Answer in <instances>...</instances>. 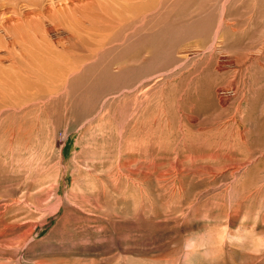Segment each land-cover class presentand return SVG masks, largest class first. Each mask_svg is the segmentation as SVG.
Masks as SVG:
<instances>
[{
    "label": "rangeland",
    "instance_id": "374dc122",
    "mask_svg": "<svg viewBox=\"0 0 264 264\" xmlns=\"http://www.w3.org/2000/svg\"><path fill=\"white\" fill-rule=\"evenodd\" d=\"M167 15L169 51L0 119V264H264V0H173ZM195 38L233 67L215 70L218 51L162 75Z\"/></svg>",
    "mask_w": 264,
    "mask_h": 264
},
{
    "label": "bare ground",
    "instance_id": "6f19581e",
    "mask_svg": "<svg viewBox=\"0 0 264 264\" xmlns=\"http://www.w3.org/2000/svg\"><path fill=\"white\" fill-rule=\"evenodd\" d=\"M171 2L173 0H0V119L8 116L19 119L26 116L27 119L28 114L32 116L46 111L58 100L68 99L70 94H86L87 76L104 75L110 71L115 78L119 71L134 70L138 61L146 64L151 55L162 54V41L167 39V30L162 32L164 25L161 23L172 21V17L167 15ZM197 42L182 46L175 53L176 66L167 68L162 75H170L174 68L175 72L178 68L184 69L197 54L219 51L216 42L220 41H214L208 47L201 40ZM167 45L165 42L169 51ZM233 62L229 53L219 51L214 68L222 72L232 68ZM110 75L105 77L111 79ZM110 84L129 86L127 82L120 84L117 80ZM140 84L139 88L143 89L140 92L152 90L148 81ZM157 90L155 86L152 92ZM217 96L219 103L224 105L230 93H218ZM10 123L13 124L12 121ZM178 165V162L174 163V166ZM137 168L128 169V172L136 173Z\"/></svg>",
    "mask_w": 264,
    "mask_h": 264
}]
</instances>
